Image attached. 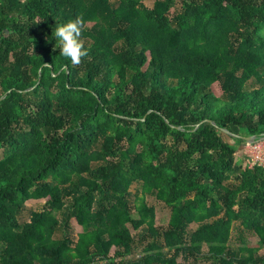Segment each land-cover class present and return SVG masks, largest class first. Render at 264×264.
<instances>
[{"label":"trees","instance_id":"obj_1","mask_svg":"<svg viewBox=\"0 0 264 264\" xmlns=\"http://www.w3.org/2000/svg\"><path fill=\"white\" fill-rule=\"evenodd\" d=\"M144 1L0 0V264H264V0Z\"/></svg>","mask_w":264,"mask_h":264},{"label":"rangeland","instance_id":"obj_2","mask_svg":"<svg viewBox=\"0 0 264 264\" xmlns=\"http://www.w3.org/2000/svg\"><path fill=\"white\" fill-rule=\"evenodd\" d=\"M154 1L155 0H145L144 2L148 6H153ZM214 90L217 94H219V95L221 94V89H220L218 84L214 85ZM259 148H262V149H260L261 152L256 153V151ZM244 150H245V153L247 156H253V157L255 156V158H257V156H260L261 158H264V138L257 140V141L255 140V138L248 140V142L244 146ZM131 190L134 193V195L138 196L141 194V185L138 184L137 182H135L132 184ZM132 198H134V196ZM147 202L150 205L156 206L157 223L159 225L165 226L170 220V216H171L170 208L167 207L163 202L159 201L155 196H152V195L147 196ZM45 203H46L45 199H30L27 201V205L29 207V210H41V209H43ZM27 213L28 214L26 215V218L28 219L30 217V214H29V212H27ZM72 223H73L74 230L76 233L83 231V227L76 220L73 219ZM191 227L196 228L197 224H193ZM131 228H132V226H131ZM132 231L134 233H136V231L134 229H132ZM235 240H236V238H235ZM235 240L232 243L234 245H236ZM250 241L255 242V241H257V238H255L254 235H252V236H250ZM143 248H144L143 246H139L137 249H135V251L132 254V258H136L138 255H140L142 253ZM112 252H114V248H113ZM205 264H212V263L206 262Z\"/></svg>","mask_w":264,"mask_h":264},{"label":"clouds","instance_id":"obj_3","mask_svg":"<svg viewBox=\"0 0 264 264\" xmlns=\"http://www.w3.org/2000/svg\"><path fill=\"white\" fill-rule=\"evenodd\" d=\"M85 30V21L82 16L61 24L54 29V39L59 44L60 55L71 64L79 65L82 58L87 56L88 49L82 39Z\"/></svg>","mask_w":264,"mask_h":264},{"label":"built area","instance_id":"obj_4","mask_svg":"<svg viewBox=\"0 0 264 264\" xmlns=\"http://www.w3.org/2000/svg\"><path fill=\"white\" fill-rule=\"evenodd\" d=\"M260 149H262V148H259L257 151H256V153H260L261 151H260ZM255 153V154H256ZM250 157V159L252 160V163H251V165H255V164H259V165H261V166H263L264 167V158H261L260 156H257V158H255V156L253 157V156H249Z\"/></svg>","mask_w":264,"mask_h":264},{"label":"water","instance_id":"obj_5","mask_svg":"<svg viewBox=\"0 0 264 264\" xmlns=\"http://www.w3.org/2000/svg\"><path fill=\"white\" fill-rule=\"evenodd\" d=\"M252 138H255V136H250V137H248V140H250V139H252Z\"/></svg>","mask_w":264,"mask_h":264}]
</instances>
